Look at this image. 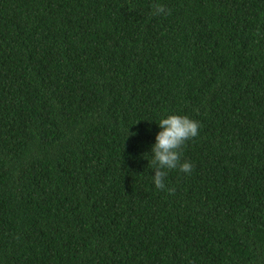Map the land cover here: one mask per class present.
<instances>
[{"label": "trees", "instance_id": "16d2710c", "mask_svg": "<svg viewBox=\"0 0 264 264\" xmlns=\"http://www.w3.org/2000/svg\"><path fill=\"white\" fill-rule=\"evenodd\" d=\"M0 264H264V0H0Z\"/></svg>", "mask_w": 264, "mask_h": 264}, {"label": "clouds", "instance_id": "9594fccd", "mask_svg": "<svg viewBox=\"0 0 264 264\" xmlns=\"http://www.w3.org/2000/svg\"><path fill=\"white\" fill-rule=\"evenodd\" d=\"M163 11L162 7L154 6L153 15ZM157 126L160 130L155 134L154 143L150 147L154 165L151 177L157 190H165L168 170L177 169L181 173L190 174L192 164L186 160L181 161V148L198 135L199 123L188 116L168 114L159 119ZM166 190L171 194L174 188L167 187Z\"/></svg>", "mask_w": 264, "mask_h": 264}]
</instances>
